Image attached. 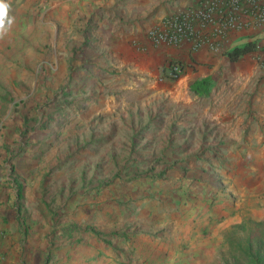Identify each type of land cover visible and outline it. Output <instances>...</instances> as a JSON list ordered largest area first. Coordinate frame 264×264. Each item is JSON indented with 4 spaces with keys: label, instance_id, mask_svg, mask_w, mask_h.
Wrapping results in <instances>:
<instances>
[{
    "label": "crops",
    "instance_id": "0c3cea01",
    "mask_svg": "<svg viewBox=\"0 0 264 264\" xmlns=\"http://www.w3.org/2000/svg\"><path fill=\"white\" fill-rule=\"evenodd\" d=\"M195 2L10 0L15 21L0 39V79L16 84L9 96L17 101L1 114L0 132L7 121L17 132L0 135V264L44 260L47 224L57 222L49 209L70 207L59 225L76 220L80 177L99 165L108 212L115 197L125 200L107 224L125 228L109 236L120 250L114 264H207L224 226L264 211V76L250 85L257 62L223 54L257 30L230 31L219 50L145 37L148 26ZM171 60L182 66L175 78ZM205 75L208 91L191 93L189 82ZM23 109L34 116L24 120ZM53 232L61 245V227Z\"/></svg>",
    "mask_w": 264,
    "mask_h": 264
},
{
    "label": "rangeland",
    "instance_id": "374dc122",
    "mask_svg": "<svg viewBox=\"0 0 264 264\" xmlns=\"http://www.w3.org/2000/svg\"><path fill=\"white\" fill-rule=\"evenodd\" d=\"M257 34V33H256ZM257 41H259V49L254 52L247 53L245 55H242L240 58L237 59V63L243 62V61H249L251 64L257 62L258 66L256 68H248L249 73H256L255 80L250 83V80L248 83L250 85H255V87L258 86L259 77L262 75L264 76V68H260V61H259V53L264 54V33L262 32L260 35H256L254 37ZM240 40V39H239ZM1 56H0V67H6L7 65H4L1 63ZM259 62H258V61ZM228 61H230L228 59ZM225 66V70L227 72H230L231 70H234L229 65ZM230 67V69H229ZM2 73V72H0ZM226 79L224 78V81ZM260 84V83H259ZM16 84H12L7 79H0V117L1 114L4 113V111L7 108V105L10 103L11 107H14V104H16L17 100H12L10 94H12V91L14 86ZM5 93L4 95H1L2 93ZM24 106V102L22 104ZM34 106V105H33ZM28 105V109L30 107ZM28 109H23L22 114L24 120L27 118H32L33 115L28 114ZM38 110L35 112L37 113ZM5 119V117H4ZM18 121L21 123L20 118H18ZM6 123H9L7 121ZM5 123V126L8 125ZM24 123V122H22ZM21 123L22 129L24 128L23 124ZM10 127L8 130H5L4 127L2 129V133H7L8 135H15L17 132V126H13L10 124ZM2 126V125H1ZM21 129V130H22ZM0 132V135L2 134ZM19 134V133H18ZM5 158L1 160V162H4ZM4 166V165H3ZM12 167V166H11ZM101 169L99 165L96 167L95 174H84L83 177H80L82 182H80V191H79V206L77 208V212L73 210L72 215L76 216V220H63V222L59 225V216L66 217L68 214H70V207H62V209H49L51 212V217H54L56 215L57 222H51L47 224V233H48V244L51 245L50 249H52L51 252H47L44 256V260L39 261L38 255H33V258L31 263L33 264H44L45 260H50L51 262L49 264H59V261L62 260V264H114L115 258L119 259V246L116 244L118 243V240H115L113 237V244L111 243L109 236H125V228H107V224L110 222L113 217H116L119 215L118 210L120 211V204L125 203V200L121 202L120 198L121 196L115 197V202L113 205V209L115 210L114 214L109 213V202L108 197L105 196L106 193H102V183L104 176L100 174ZM109 174V173H108ZM108 176V175H107ZM105 176L106 178H108ZM115 174H111V177L109 179L115 178ZM93 182L97 183L94 187V191H86L87 187L85 189H81V187L92 184ZM82 183V184H81ZM16 194L17 193V187H16ZM66 196H70V192L66 194ZM89 199V200H87ZM129 199V198H128ZM103 201V202H102ZM128 211L126 212V216L129 218L130 216H133V210L128 206ZM121 213V212H120ZM133 214V215H132ZM242 219H252V220H261L264 221V211L259 214L255 215L252 213L244 214L238 221ZM51 220H54L53 218ZM59 220V221H58ZM231 222L228 225L224 226L221 229V239L222 244L221 248L216 251V253L213 255L212 260H210L207 264H221V253L226 249V243L223 241L222 237V231L225 230V228L229 227V225L236 223ZM54 223V224H53ZM56 227H61L62 236H64V239L60 242L61 245L58 244V246L53 245L55 240L52 238L54 236L53 232ZM35 228V227H34ZM33 228V229H34ZM37 228L34 230L37 232ZM26 231V230H25ZM75 234L73 239H70V235ZM23 233V238H24ZM59 241V240H58ZM115 243V244H114ZM57 247V249H61V253L55 251L54 249ZM114 252V256L111 257L109 255V251ZM128 251H130L129 248H127L126 254L121 252L123 259L127 260V263L130 262V255H128ZM10 253V252H9ZM12 255H15V249L11 252ZM110 257V258H109ZM113 258V259H112ZM24 260V259H23ZM5 264H8V261H6ZM25 264V262H23Z\"/></svg>",
    "mask_w": 264,
    "mask_h": 264
},
{
    "label": "built area",
    "instance_id": "2783aa9c",
    "mask_svg": "<svg viewBox=\"0 0 264 264\" xmlns=\"http://www.w3.org/2000/svg\"><path fill=\"white\" fill-rule=\"evenodd\" d=\"M247 28L256 29L257 34L246 36V40L264 33V0H196L148 26L145 37L152 45L185 42L192 50L203 45L219 50L230 31ZM258 57L263 69L264 58L260 53ZM181 67L179 60L169 61L167 75L177 77Z\"/></svg>",
    "mask_w": 264,
    "mask_h": 264
},
{
    "label": "trees",
    "instance_id": "16d2710c",
    "mask_svg": "<svg viewBox=\"0 0 264 264\" xmlns=\"http://www.w3.org/2000/svg\"><path fill=\"white\" fill-rule=\"evenodd\" d=\"M259 49V41L245 39L226 49L223 54L230 60ZM211 84L209 75L195 78L188 84L193 94H204ZM17 193L20 186L17 184ZM226 249L221 253V264H264V221L242 219L222 231Z\"/></svg>",
    "mask_w": 264,
    "mask_h": 264
},
{
    "label": "clouds",
    "instance_id": "9594fccd",
    "mask_svg": "<svg viewBox=\"0 0 264 264\" xmlns=\"http://www.w3.org/2000/svg\"><path fill=\"white\" fill-rule=\"evenodd\" d=\"M10 0H0V39H2L12 27L15 17L10 15Z\"/></svg>",
    "mask_w": 264,
    "mask_h": 264
}]
</instances>
